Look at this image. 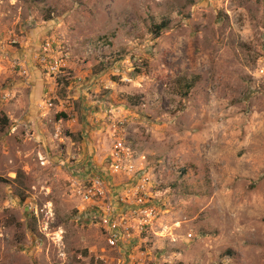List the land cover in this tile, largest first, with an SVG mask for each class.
<instances>
[{
  "label": "rangeland",
  "instance_id": "obj_1",
  "mask_svg": "<svg viewBox=\"0 0 264 264\" xmlns=\"http://www.w3.org/2000/svg\"><path fill=\"white\" fill-rule=\"evenodd\" d=\"M1 41L46 92L0 60V264H118L70 176L119 142L161 200L130 263L264 264V0H0ZM47 42L69 54L54 81Z\"/></svg>",
  "mask_w": 264,
  "mask_h": 264
},
{
  "label": "built area",
  "instance_id": "obj_2",
  "mask_svg": "<svg viewBox=\"0 0 264 264\" xmlns=\"http://www.w3.org/2000/svg\"><path fill=\"white\" fill-rule=\"evenodd\" d=\"M12 44L0 42V60L11 75L27 79L30 71L26 63L9 54ZM38 65L54 81L68 73L69 54L62 44L47 42L39 55ZM52 95L47 96L49 109L54 108ZM13 99L10 92L3 97L7 102ZM41 159L45 164L46 158ZM147 169L145 155L137 153L127 143L119 142L115 146L113 161L104 173H83L74 169L70 176L71 193L84 203V214L102 226L107 246L120 252L118 264H134L130 263L134 260L132 256L124 255V249L146 234L159 219L161 200L153 195ZM122 177H127L128 181H122Z\"/></svg>",
  "mask_w": 264,
  "mask_h": 264
},
{
  "label": "crops",
  "instance_id": "obj_3",
  "mask_svg": "<svg viewBox=\"0 0 264 264\" xmlns=\"http://www.w3.org/2000/svg\"><path fill=\"white\" fill-rule=\"evenodd\" d=\"M24 55H25L24 53H20V54L16 53V57H19V58H23ZM14 56L15 55H13V57ZM0 65L2 66V64H0ZM24 81H22V83H24L23 90H25V89H26V91L31 90L32 94L34 93V99H36V101H39V100L41 101L45 95V92H46V83H45V79L42 76V74L41 73H32V77H30L29 79H25ZM25 95L26 94H24V96ZM36 104H38V103H36ZM31 108H32V110H34V112H37V110H38L37 105L32 104ZM41 134L42 135H39V138L45 139L46 137L43 138L44 134L43 133H41ZM94 164L97 165V163L95 161H94ZM97 166H100V165H97ZM88 172H89L88 169H84L83 173H88Z\"/></svg>",
  "mask_w": 264,
  "mask_h": 264
},
{
  "label": "trees",
  "instance_id": "obj_4",
  "mask_svg": "<svg viewBox=\"0 0 264 264\" xmlns=\"http://www.w3.org/2000/svg\"><path fill=\"white\" fill-rule=\"evenodd\" d=\"M167 24L166 23H162L161 25L157 26L156 27V30H157V34L159 35L162 30H164L165 28H167ZM59 117H62V118H68L67 115L63 114V115H59Z\"/></svg>",
  "mask_w": 264,
  "mask_h": 264
}]
</instances>
